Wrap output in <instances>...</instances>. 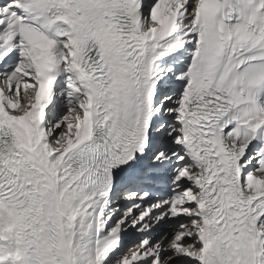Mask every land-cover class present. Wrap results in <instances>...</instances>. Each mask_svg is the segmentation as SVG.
Masks as SVG:
<instances>
[{"label":"snow or ice","instance_id":"6c2138e0","mask_svg":"<svg viewBox=\"0 0 264 264\" xmlns=\"http://www.w3.org/2000/svg\"><path fill=\"white\" fill-rule=\"evenodd\" d=\"M0 264H264V0H0Z\"/></svg>","mask_w":264,"mask_h":264}]
</instances>
